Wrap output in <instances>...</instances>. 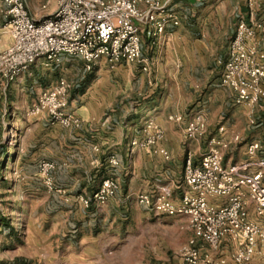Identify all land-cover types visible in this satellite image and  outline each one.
I'll use <instances>...</instances> for the list:
<instances>
[{
    "label": "crops",
    "instance_id": "1",
    "mask_svg": "<svg viewBox=\"0 0 264 264\" xmlns=\"http://www.w3.org/2000/svg\"><path fill=\"white\" fill-rule=\"evenodd\" d=\"M164 1L180 17L179 25H168L160 37L150 39L145 21L138 22L142 56L152 60L148 72L142 71L139 63L121 62L111 68L104 58L86 71L83 60L64 54L57 65L45 66L43 59H38L14 81L3 80L5 85L22 87L24 81L36 82V78L47 76V88L58 78H66L71 83L68 106L81 114V124L66 128L50 124L44 115L37 118L42 131L34 143V148L37 146L34 154L55 163L52 175L64 193H47L63 208L42 217V222L50 220L48 231H42L41 224L37 227L31 223L22 243L13 242L3 250L5 253H0V264H119L106 255L108 243L102 240L109 233V228L104 226L106 222L117 218L114 204L127 203L138 191H150L159 184L174 186L177 177L183 189L180 174L186 154L191 153L197 162V153L200 156L207 148L208 138L217 132L220 124L224 125V137L231 140L233 134L240 133L235 132L238 127L233 129L234 124L230 126V121L240 123L244 119L247 123L249 110L235 106L230 91L219 84L221 61L235 32L237 12H243L246 19L264 18V0H255L257 7L252 13L246 0ZM46 2L25 0L33 19L55 10L56 0H48L42 8ZM4 22L0 0V51L11 44L10 35L2 27ZM203 76L214 78L210 80L212 93L208 95L207 110L204 109L207 132L200 139L188 140L183 130L185 119L174 122L168 120V115L182 114L186 118L185 110L194 97L190 85L199 87L197 77ZM223 109L230 111L226 120H222L224 116L216 119V111ZM257 110L264 120V103ZM147 117L162 127L164 135L158 144L168 151L169 158L152 149L130 146V139L138 134ZM247 129L242 131L244 138L264 137V131L258 135L255 128ZM242 156L245 158L241 159ZM111 159L118 163L113 165ZM247 159L244 148L240 158L224 162ZM105 177L118 179L119 192L99 213L92 212V207L85 209L77 196H90ZM181 192L175 189L176 199ZM64 197L69 200L65 202ZM73 203L78 208L73 209ZM10 230L8 239L13 240L15 231L11 227ZM179 264H184L181 258Z\"/></svg>",
    "mask_w": 264,
    "mask_h": 264
},
{
    "label": "built area",
    "instance_id": "2",
    "mask_svg": "<svg viewBox=\"0 0 264 264\" xmlns=\"http://www.w3.org/2000/svg\"><path fill=\"white\" fill-rule=\"evenodd\" d=\"M2 3V27L11 37V44L0 51V78L6 83L38 59L45 66H54L64 54L83 60L86 71L104 58L111 68L121 62L139 63L148 72L152 60L142 56L138 22L145 21L150 39L160 37L168 25L180 24V17L164 0H56L55 10L38 20L30 16L25 0ZM246 5L251 13L257 7L255 0H246ZM221 63L220 86L230 91L235 106L249 110V127H262L264 120L257 107L264 103V18L246 19L243 12H237L235 32ZM70 89V81L58 78L39 92L30 113L46 116L50 124L79 127L81 117L68 106ZM184 119L188 140L200 139L207 132L203 108L193 110L187 119L182 114L168 115L170 121ZM224 131L220 124L197 162L191 153L186 154L184 187L177 199L175 189L180 186L176 184H159L136 196L137 203L156 214L184 219L192 231L178 251L184 264H264V137L246 142L247 160L226 164L224 150L241 136L235 133L229 140ZM163 135L162 127L147 118L130 139V146L152 149L167 159L168 151L158 144ZM55 166L53 161L41 159L39 174L48 193L62 195L63 189L52 175ZM119 190L118 180L105 177L90 196L78 195L77 201L85 208L103 205Z\"/></svg>",
    "mask_w": 264,
    "mask_h": 264
},
{
    "label": "rangeland",
    "instance_id": "3",
    "mask_svg": "<svg viewBox=\"0 0 264 264\" xmlns=\"http://www.w3.org/2000/svg\"><path fill=\"white\" fill-rule=\"evenodd\" d=\"M197 78L201 84L197 88L192 83L190 85L194 97L185 110L186 119L188 113L193 110H207L208 95L212 93L210 80L214 78ZM35 81H24L20 87L5 85L0 78V253H5L3 250L10 248L13 242L22 243L31 223L37 227L41 224L42 231H48L50 220L42 222V217H49L55 210L63 208L61 204L53 202V198L47 193L39 174L38 161L42 156L36 157L34 154L37 148H34V143L42 130L37 124L39 116L31 114L30 110L40 90L49 85L47 76L36 78ZM223 110L216 111V119L224 116L222 120H226L230 111ZM75 113L81 115L79 112ZM230 124L226 126L234 124L233 129L238 127L235 132L239 131L242 137V131L248 128L244 119L240 123L230 121ZM255 131L259 135L264 131V125L261 129L255 128ZM248 140L250 139L243 137L236 144L230 143L224 150V160L240 158ZM197 156L199 157L198 153ZM244 158L242 156L241 159ZM180 176L183 177V167ZM177 180L175 184L179 185L181 179L177 177ZM178 190L182 191V186ZM142 191H138L127 203L116 206L114 204L117 218L107 221L104 225L109 228V233L102 239L108 243L106 255L119 264H179L178 251L189 240L192 231L183 218L156 214L137 203L136 196ZM108 203L93 204L89 207H92V212L99 213ZM71 205L73 209L78 208L74 203ZM10 227L15 231L13 240L8 239L11 235Z\"/></svg>",
    "mask_w": 264,
    "mask_h": 264
},
{
    "label": "trees",
    "instance_id": "4",
    "mask_svg": "<svg viewBox=\"0 0 264 264\" xmlns=\"http://www.w3.org/2000/svg\"><path fill=\"white\" fill-rule=\"evenodd\" d=\"M5 225L7 226V223L5 222Z\"/></svg>",
    "mask_w": 264,
    "mask_h": 264
}]
</instances>
